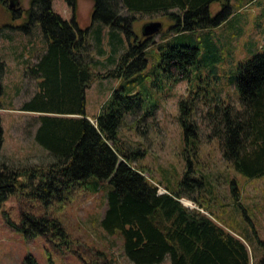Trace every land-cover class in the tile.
Listing matches in <instances>:
<instances>
[{
  "label": "trees",
  "instance_id": "obj_1",
  "mask_svg": "<svg viewBox=\"0 0 264 264\" xmlns=\"http://www.w3.org/2000/svg\"><path fill=\"white\" fill-rule=\"evenodd\" d=\"M66 1L74 12L71 21L54 11L53 0H30L28 20L19 27L29 31L40 24L48 42L47 50L27 69L37 88L21 110L39 114L34 118V138L53 162L45 167H17L0 161V209L10 198L19 196L44 210L40 215L24 212L19 224L4 213L6 222L28 238L45 237L57 246H66L71 242L68 232L49 210L79 192L96 193L102 182H108L111 190L106 192L107 209L100 225L108 234L122 237L125 256L134 264H161L167 256L171 264H264V256L252 262L246 244L202 212L214 217L208 197L198 198L209 189L207 177L195 169L192 160L200 158L201 125L195 108L202 102L209 137L219 141L224 160L246 177L264 175V50L239 68L236 86L241 109L218 98L202 97L200 92L181 100L179 119L192 155L187 157L179 184L160 194L159 186L145 176L148 170L134 165L145 152L126 147L119 136L127 117H137L142 111V118H146L155 107L151 109L141 94H127L121 88L103 106L95 123L89 120L86 93L93 82L91 49L87 31L77 20V0ZM93 1L92 20L129 38L134 36L137 14H163L170 20L172 25L160 44L152 38L135 36L134 42L129 40V50L119 59L118 74L124 69L130 74L144 71L151 54L157 63L155 70L164 71L165 67V72L172 73L175 69L168 77L175 84L188 80L193 70L199 69L200 44L206 56L214 55L211 28L220 26L231 13L230 0ZM218 2L224 10L213 17L211 8ZM201 32L197 40L195 35ZM5 70L0 55V109H5ZM4 139L0 114V155ZM231 191L237 199L235 181ZM182 199L194 202L199 209L184 206ZM27 260L37 264L33 257ZM103 264L118 263L109 259Z\"/></svg>",
  "mask_w": 264,
  "mask_h": 264
},
{
  "label": "rangeland",
  "instance_id": "obj_2",
  "mask_svg": "<svg viewBox=\"0 0 264 264\" xmlns=\"http://www.w3.org/2000/svg\"><path fill=\"white\" fill-rule=\"evenodd\" d=\"M19 2L20 12L16 14L9 9V0H0V55L6 63L3 78L5 139L0 161L17 167H45L53 159L35 141V116L21 109L37 88L36 80L28 77L27 69L47 50L48 42L40 24L29 31L19 28L28 20L26 12L30 0ZM229 4L228 18L222 20L220 26L211 28L210 37L216 47L214 55L206 56L204 45L200 44L199 69H194L188 80L175 84L173 78H168L175 69L172 73L165 72V67L164 71L161 68L155 70L157 63L151 54L144 71L130 74L124 69L118 74L119 59L129 50V40L134 42L135 36L142 38L144 25L162 22V33L152 37L157 44L162 43V35L172 25L165 15L137 14L132 28L134 36L129 38L124 32L92 20L93 0H77V20L87 31L91 49L89 63L93 72V82L86 93L87 116L95 123L103 106L121 88L127 94H141L149 107H155L154 113L146 118H142V111L137 117H127L119 136L126 147L145 152L134 165L148 170L145 176L159 186L161 193H167L165 188L171 190L179 184L187 169V157L192 155L179 119L181 100L200 92L202 97L218 98L241 109L236 86L239 68L264 50V0H230ZM53 9L64 20L73 19V9L66 0H53ZM223 10V4L218 2L212 6L211 14L216 17ZM201 34L196 33L195 38L199 40ZM196 107L195 115L201 125L200 158H191L195 169L207 177L209 190L198 198L205 200L208 197L214 217L202 212L240 238L246 244L252 262L259 261L264 256V175L246 177L226 162L219 141L209 137L208 117L203 116L207 111L202 102ZM234 181L239 189L237 199L231 191ZM102 185L96 193L79 192L62 206L49 210L61 220L70 237V244L62 247L49 238H28L6 222L4 213L19 224L24 212L40 215L44 213L42 207L19 196L6 201L0 209V264H30L29 257L37 264H103L109 259L118 264H134L125 256L122 237L108 234L100 225L107 209L106 192L111 190L108 182H102ZM184 200L187 199H182L184 206L199 209L194 202L187 200L193 204L190 207ZM161 264H171L170 257Z\"/></svg>",
  "mask_w": 264,
  "mask_h": 264
},
{
  "label": "water",
  "instance_id": "obj_3",
  "mask_svg": "<svg viewBox=\"0 0 264 264\" xmlns=\"http://www.w3.org/2000/svg\"><path fill=\"white\" fill-rule=\"evenodd\" d=\"M11 5L9 7L10 10H14L16 5L14 4V1H11ZM164 29V25L162 22L156 21V22H150L147 23L146 25H144V27L142 28V38H152L155 35H158L160 33H162ZM182 202V200H181Z\"/></svg>",
  "mask_w": 264,
  "mask_h": 264
},
{
  "label": "flooded vegetation",
  "instance_id": "obj_4",
  "mask_svg": "<svg viewBox=\"0 0 264 264\" xmlns=\"http://www.w3.org/2000/svg\"><path fill=\"white\" fill-rule=\"evenodd\" d=\"M11 1H14V4L16 5V7H15V9L13 10L16 14H18L17 12H20V8H19V6H20V2H19V0H9V7H10V5H11Z\"/></svg>",
  "mask_w": 264,
  "mask_h": 264
},
{
  "label": "crops",
  "instance_id": "obj_5",
  "mask_svg": "<svg viewBox=\"0 0 264 264\" xmlns=\"http://www.w3.org/2000/svg\"><path fill=\"white\" fill-rule=\"evenodd\" d=\"M4 111H5V109H0V114H1V116H2V120H3V116H4V113H3ZM23 112L30 113V114L34 115L35 117L39 115L37 112H28V111H23ZM89 120H90V118H89ZM3 127H4V126H3ZM4 131H5V130H4Z\"/></svg>",
  "mask_w": 264,
  "mask_h": 264
},
{
  "label": "bare ground",
  "instance_id": "obj_6",
  "mask_svg": "<svg viewBox=\"0 0 264 264\" xmlns=\"http://www.w3.org/2000/svg\"><path fill=\"white\" fill-rule=\"evenodd\" d=\"M184 203H185L186 205L190 206V207L193 205L191 202H189V201H187V200H184Z\"/></svg>",
  "mask_w": 264,
  "mask_h": 264
}]
</instances>
